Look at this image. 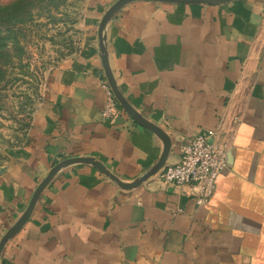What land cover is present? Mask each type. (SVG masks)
<instances>
[{
	"label": "crops",
	"instance_id": "0c3cea01",
	"mask_svg": "<svg viewBox=\"0 0 264 264\" xmlns=\"http://www.w3.org/2000/svg\"><path fill=\"white\" fill-rule=\"evenodd\" d=\"M117 0H90L82 47L53 68L23 143L0 159V240L58 162L92 157L131 183L162 141L119 106L103 115L99 23ZM118 90L180 144L219 132L227 169L211 200L159 173L126 190L86 164L58 171L0 264H264V0L132 2L104 27Z\"/></svg>",
	"mask_w": 264,
	"mask_h": 264
},
{
	"label": "rangeland",
	"instance_id": "374dc122",
	"mask_svg": "<svg viewBox=\"0 0 264 264\" xmlns=\"http://www.w3.org/2000/svg\"><path fill=\"white\" fill-rule=\"evenodd\" d=\"M14 1L0 0V159L25 141L51 70L82 47L90 2L22 0L7 10Z\"/></svg>",
	"mask_w": 264,
	"mask_h": 264
},
{
	"label": "built area",
	"instance_id": "2783aa9c",
	"mask_svg": "<svg viewBox=\"0 0 264 264\" xmlns=\"http://www.w3.org/2000/svg\"><path fill=\"white\" fill-rule=\"evenodd\" d=\"M107 101L103 115L114 117L119 105L107 81L103 82ZM177 162L165 165L159 178L166 185L188 187L198 206L207 204L214 195L217 181L227 169L229 143L219 132L198 134L180 144Z\"/></svg>",
	"mask_w": 264,
	"mask_h": 264
},
{
	"label": "water",
	"instance_id": "95a60500",
	"mask_svg": "<svg viewBox=\"0 0 264 264\" xmlns=\"http://www.w3.org/2000/svg\"><path fill=\"white\" fill-rule=\"evenodd\" d=\"M137 1H150V2H159V3H173V4H203V5H217V4H225L229 3L233 0H117L115 3H113L104 13V15L101 18V21L99 23V37H100V47L102 51V64L105 71V77L106 80L110 86V89L118 103V105L134 120L138 125H140L143 128H146L150 130L152 133H154L163 143V150L162 153L155 164V166L147 172L144 176L141 178L131 182V183H124L121 182V180L113 175L107 168L99 161L95 160L92 157H75V158H67L65 160H62L58 162L55 166L51 168L47 176L38 184L36 187L26 209L21 214V216L17 219V221L13 224L9 230L2 236L0 240V254L6 245V243L14 237L24 226V224L29 219L42 191L49 185V183L52 181L55 174L60 171L61 169L68 167L73 164H86L91 165L94 168H96L99 172L104 174L106 177L111 179L113 182H115L120 188L122 189H132L141 184L142 181L145 179L159 173V171L165 166L170 148H171V140L169 136L157 125L145 120L124 98V96L121 94V92L117 88V84L115 82V79L113 77V74L110 70L109 64L107 62V57L105 54V48H104V40L105 36L103 35V29L105 25L126 5L137 2Z\"/></svg>",
	"mask_w": 264,
	"mask_h": 264
},
{
	"label": "trees",
	"instance_id": "16d2710c",
	"mask_svg": "<svg viewBox=\"0 0 264 264\" xmlns=\"http://www.w3.org/2000/svg\"><path fill=\"white\" fill-rule=\"evenodd\" d=\"M22 0H17V1H14V2H12L10 5H9V8H7V10H9L10 8H12L13 6H15L16 4H19L20 2H21ZM26 1V0H25ZM13 9H14V7H13ZM11 15H12V13H11ZM10 21H11V19H10ZM10 21H9V23H7L9 26H10V32L12 33L13 31H12V27L13 26H11V24H10ZM0 26H3V24H1ZM0 29H1V27H0ZM0 35H1V31H0ZM1 39H3V38H1V36H0V40ZM0 55H1V52H0Z\"/></svg>",
	"mask_w": 264,
	"mask_h": 264
}]
</instances>
